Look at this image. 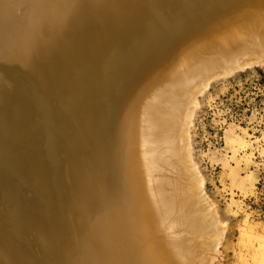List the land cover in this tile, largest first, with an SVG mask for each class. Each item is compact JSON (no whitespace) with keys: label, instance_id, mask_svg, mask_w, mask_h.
<instances>
[{"label":"bare ground","instance_id":"1","mask_svg":"<svg viewBox=\"0 0 264 264\" xmlns=\"http://www.w3.org/2000/svg\"><path fill=\"white\" fill-rule=\"evenodd\" d=\"M251 64L264 0H0V264H213L188 128Z\"/></svg>","mask_w":264,"mask_h":264},{"label":"rangeland","instance_id":"2","mask_svg":"<svg viewBox=\"0 0 264 264\" xmlns=\"http://www.w3.org/2000/svg\"><path fill=\"white\" fill-rule=\"evenodd\" d=\"M188 139L225 230L213 264H264V64L208 83Z\"/></svg>","mask_w":264,"mask_h":264}]
</instances>
